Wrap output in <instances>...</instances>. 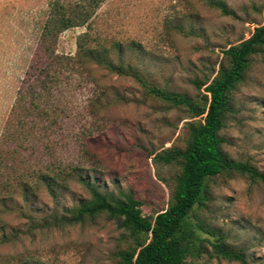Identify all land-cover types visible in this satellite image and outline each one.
<instances>
[{"label":"rangeland","instance_id":"obj_1","mask_svg":"<svg viewBox=\"0 0 264 264\" xmlns=\"http://www.w3.org/2000/svg\"><path fill=\"white\" fill-rule=\"evenodd\" d=\"M51 1L0 0V264H120L117 253L132 237L106 214L58 227L32 220L87 198L77 175L115 196L131 193L143 216L165 208L178 167L151 157L182 148L187 121L197 120L149 95L129 72L159 89L198 95L191 80L211 77L221 49L263 23L264 0H223L233 15L202 0H97L88 33L140 45L79 55L76 37L85 27L43 34ZM188 29L192 35L181 34ZM118 65L127 73L109 70ZM230 98L222 150L264 174V48L251 56ZM59 169L68 171L67 187L56 189L55 206L37 174ZM18 181L31 187L26 202ZM206 183L207 201L190 219L203 221L207 232H195L210 240L221 235L244 261L216 255L206 243L202 252L193 242L181 243L184 264H264V183L237 172Z\"/></svg>","mask_w":264,"mask_h":264},{"label":"trees","instance_id":"obj_2","mask_svg":"<svg viewBox=\"0 0 264 264\" xmlns=\"http://www.w3.org/2000/svg\"><path fill=\"white\" fill-rule=\"evenodd\" d=\"M202 1L209 7L218 9L223 15H233L223 0ZM97 5V0L73 3L52 0L48 5L43 34L55 37L56 33L69 27H85L86 30L76 37V55H79V52L87 54L93 50H100L102 53L109 47L119 50L124 43L140 45L133 38L100 40L98 36V38L92 37L88 30H90L91 13ZM166 19L167 17L164 18V23L167 22ZM173 28L181 32L178 24L173 25ZM181 34L192 35L193 33L191 29H188ZM91 42L94 43L93 46L90 45ZM263 48L264 20L261 25L253 28L248 37L221 49V60L211 77L191 80L193 88L198 93L194 97L185 93L159 89L152 84H147L138 72H129V75L149 95L171 107H181L189 118L197 120L187 121V139L182 148L167 147L151 157L154 163L173 164L178 167V171L173 175L165 208L154 212L151 216H143L139 209L141 202L131 193L115 196L111 191L100 189L95 182L85 176L77 175L76 181L86 189L88 197L78 199L73 205L64 208L60 214L54 209L40 220H32V224L37 227H58L81 222L85 218H93L104 213L107 217L114 219L132 237V244L117 253L120 264H184L181 243L192 244L193 242L200 245L202 252L205 251L206 243L214 254L243 262V253L224 244L221 235L213 237L212 240L199 236L195 229H201L203 232L207 230L203 221L196 220L197 222L194 223L190 215L195 208L203 207L207 201L206 182L210 177L220 173L237 172L264 183L262 172L247 162L237 161L227 156L222 150L223 138L219 133L225 117L232 111L231 91L245 79L251 56ZM94 63L103 62L96 59ZM121 67V65L109 67V70L118 74L127 73ZM67 174L68 171L64 169L51 174H37L39 183L45 186L55 206L58 203L56 189L67 187L65 183ZM17 185L20 188L21 201L26 202L31 194L29 191L31 187L25 181H18Z\"/></svg>","mask_w":264,"mask_h":264}]
</instances>
